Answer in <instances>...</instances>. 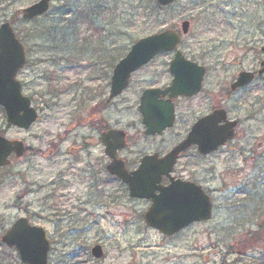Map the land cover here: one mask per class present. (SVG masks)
Instances as JSON below:
<instances>
[{
    "label": "rangeland",
    "instance_id": "1",
    "mask_svg": "<svg viewBox=\"0 0 264 264\" xmlns=\"http://www.w3.org/2000/svg\"><path fill=\"white\" fill-rule=\"evenodd\" d=\"M35 1L0 0V22L10 21L26 49L17 79L39 114L23 130L8 125L0 108V130L27 147L22 158L11 157L0 171V235L18 216L9 203L27 191L21 201L29 200L27 217L46 232L47 264H264V73L223 101L242 124L236 138L208 159L216 170L207 185L221 186L212 193L211 218L173 236L145 224V201L115 194L119 184L106 178L102 147L88 152L95 181L76 172L72 159L79 154L61 155L79 139L71 126L77 84L98 91L140 37L178 29L186 19L190 30L179 48L207 68L206 82L225 84L242 70L256 71L264 60V0H175L164 7L155 0H56L45 15L24 21L19 11ZM171 56L159 54L130 82L143 76L165 81ZM91 103H85L84 113ZM60 174L67 185L58 182ZM106 193L125 206L84 203L89 196L106 199ZM94 244L102 246V257L90 253ZM0 264L24 263L0 243Z\"/></svg>",
    "mask_w": 264,
    "mask_h": 264
},
{
    "label": "water",
    "instance_id": "2",
    "mask_svg": "<svg viewBox=\"0 0 264 264\" xmlns=\"http://www.w3.org/2000/svg\"><path fill=\"white\" fill-rule=\"evenodd\" d=\"M173 1L157 0L159 5H168ZM48 5L49 0H39L33 3L21 11L23 12V18L31 19L44 13L48 9ZM188 24V20L181 21V34L188 32ZM12 32L10 23L3 22L0 25V106L4 109L5 119L9 124L27 129L37 118V111L34 107H31L30 99L23 96L21 84L15 76L25 64V51ZM180 33L173 28H167L135 41L125 56L119 59L113 70H111L109 99L119 94L126 87L132 72L148 63L156 54L175 49L180 42ZM262 50L264 51V48ZM183 56L180 50H176L169 64L172 75V85L169 89L174 90L176 94L197 91L204 75V67ZM260 64L262 68L259 73H262L264 62ZM252 74V72L245 71L237 74L236 82L238 83L235 82L236 85L250 82L253 78ZM189 82H193V88H189ZM142 100L143 105L145 102ZM142 105L143 123L146 125L148 132L171 125L172 116L168 114L166 120L156 128L154 119L160 117L158 103L154 102L146 110L142 109ZM224 118H226L224 110H216L212 114L199 119L194 124L190 135L172 151L168 152L159 163H150V158L145 157L134 173L127 172L122 162L114 156L116 150L123 147L122 134L114 130H108L106 133L101 134L104 153L112 159L106 166L107 170L128 185L131 196L151 200L149 208L143 215L148 226L154 227L169 236L192 222L210 218L211 204L209 198L198 189L199 187H188V184H173L162 187L158 183L161 174L166 175L170 171L178 152L186 150L188 145L194 141L200 143V152L207 153L216 149L218 145L224 144L226 140L231 139L235 122L224 121L223 125L218 126V122L225 120ZM201 131L206 133L207 140H195V136ZM88 142L94 144L96 140H88ZM24 149L25 146L21 140L7 139L0 134V167L9 163L8 157L11 153L16 158L23 156ZM155 190H158V193ZM44 233L42 227L29 224L26 218L21 217L14 221L1 235V240L10 247L14 246L24 263L46 264L49 243ZM91 251L96 257L102 255L99 245H95Z\"/></svg>",
    "mask_w": 264,
    "mask_h": 264
},
{
    "label": "flooded vegetation",
    "instance_id": "3",
    "mask_svg": "<svg viewBox=\"0 0 264 264\" xmlns=\"http://www.w3.org/2000/svg\"><path fill=\"white\" fill-rule=\"evenodd\" d=\"M50 1V5L52 4ZM43 16V15H41ZM40 17V16H39ZM159 56V55H157ZM156 56V57H157ZM155 57V58H156ZM152 62V61H151ZM148 63L138 69L135 73L141 71L143 68L148 66ZM169 63L165 72L166 80L158 81L152 77L143 76L140 82H128L125 89L111 100H108L110 91V82H103L102 87L94 90L89 87L88 83L77 84L73 110V123L72 129L75 130V134L79 139H76V144L64 148V154H79L73 157L72 163L76 164L77 170L81 176L95 181V175L93 170L92 161L89 159L90 154L89 148L100 146L104 150L103 143H101V134L106 133L109 129L120 131L124 139L123 148L116 152V158H118L126 170L134 172L140 165L143 158H150V163H159L160 160L177 147L181 141H183L192 132L194 124L198 119L206 117L216 110H226L227 118L230 120H236L234 129V138L237 136L238 128L241 127L242 119L230 117L228 111L223 106V101L230 95H235L239 92L246 90L254 82H248L242 85H236L238 82H206L207 68L205 76H203L202 82L199 83L197 91L192 93H175L174 90L169 88L172 85L171 74L169 72ZM190 87L193 88V82H189ZM102 89V90H101ZM101 90V91H100ZM97 92V93H95ZM95 93V94H94ZM143 98V100H142ZM141 100L145 103L142 105ZM92 102V106L84 113L83 109L85 103ZM154 102L158 103L160 112L159 118H155L156 128L166 120L168 114L172 116V124L162 130H157L153 133H146V127L143 122L142 109L146 110ZM109 112H113L116 117H112ZM131 118L124 119V116L130 115ZM123 116V117H122ZM218 126L223 125V121L220 120ZM80 129H85L86 133L82 135L78 134ZM198 139V140H197ZM88 140H96V143H90ZM195 140H207L206 133L202 131L195 136ZM61 143V142H60ZM231 141H227L225 145L219 146L218 149L211 150L208 153L200 152V143L194 141L186 150L178 152L176 161H174L169 173L160 177L159 186L173 185V184H192L188 187L197 188V185L201 187L210 201L213 203V194L215 191L220 190L219 187L207 185L211 182L210 179H214L213 171L216 170L215 165L212 164L208 159L215 158L219 155L224 147L228 146ZM59 145V144H58ZM58 145L49 147V152H56ZM87 154L86 158H83L80 154ZM106 161L101 166L106 170V166L110 162V159L104 154ZM203 161L210 162L209 165H203ZM214 168V169H213ZM156 170V169H153ZM209 174V175H207ZM58 182L67 185V181L61 180L62 174L58 175ZM108 179H111L119 184V190L115 194H119L120 197H126L127 187L120 179L107 173ZM199 189V188H198ZM26 192L15 194L14 201H11L10 207L16 210L19 217H27V207L29 206V200L24 204L23 200ZM107 199L95 202L92 198L87 197L85 204H92L93 206L100 207L103 209H109L110 206L122 208L125 204L117 201L116 195L111 197L110 194H104ZM80 201V200H79ZM211 203V204H212ZM213 208V204H212ZM15 218V219H16ZM14 219V220H15ZM13 220V221H14ZM1 237V236H0Z\"/></svg>",
    "mask_w": 264,
    "mask_h": 264
},
{
    "label": "bare ground",
    "instance_id": "4",
    "mask_svg": "<svg viewBox=\"0 0 264 264\" xmlns=\"http://www.w3.org/2000/svg\"><path fill=\"white\" fill-rule=\"evenodd\" d=\"M13 32L12 33H14V35L17 37V34L15 33V30L13 29L12 30ZM1 176V175H0ZM253 194V193H252ZM28 220H29V218H28ZM30 221V220H29ZM30 224H32L31 222H30ZM32 225H35V224H32ZM242 252H245L244 250H242Z\"/></svg>",
    "mask_w": 264,
    "mask_h": 264
},
{
    "label": "trees",
    "instance_id": "5",
    "mask_svg": "<svg viewBox=\"0 0 264 264\" xmlns=\"http://www.w3.org/2000/svg\"><path fill=\"white\" fill-rule=\"evenodd\" d=\"M1 133H3L1 130H0Z\"/></svg>",
    "mask_w": 264,
    "mask_h": 264
}]
</instances>
